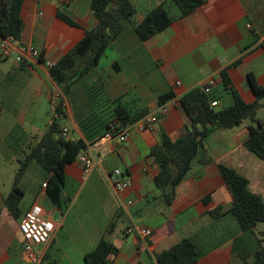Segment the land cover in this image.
Here are the masks:
<instances>
[{
    "label": "crops",
    "instance_id": "crops-1",
    "mask_svg": "<svg viewBox=\"0 0 264 264\" xmlns=\"http://www.w3.org/2000/svg\"><path fill=\"white\" fill-rule=\"evenodd\" d=\"M3 1L8 0L0 3ZM204 1L206 5L143 43L134 32L143 15L159 6L169 13L174 6L168 0H131L135 18L124 24L97 67L63 100L66 118L61 133L67 131V141L83 142L94 166L88 174L76 162L66 166L63 197L68 204L63 214L49 205L42 188L49 174L32 162L21 178L18 187L23 195L26 179L36 182L28 209L39 204L54 213L58 226L50 242L38 249L40 264H85L84 257L96 248L115 217L119 221L106 237L118 251L113 264H157V255L182 241L194 246L199 255L196 264H253L263 243L259 234H264V223L240 232L231 215L217 221L209 217L213 210L232 202L217 165L245 178L250 192L264 201V163L244 148L248 123L207 138L204 150L211 163L204 165L201 156L197 157L187 179L175 189L172 206L166 209L153 186L158 171L149 152L160 145L161 134L172 142L181 137L189 124L183 111L178 105L171 108L153 133L132 132L127 142H122L119 137H104L107 122L84 96L86 88L101 82L108 98L130 116L149 115L158 110L159 97L172 93L178 102L213 81L210 92L219 95L217 107L224 110L232 105V99L223 93L220 76L227 70L240 99L254 103L246 77L252 74L257 85L264 87V0ZM90 4L91 0H73L63 6L57 0H24L20 43L0 39V45L9 50L7 57H2L0 50V169L16 166L9 189L0 186V264H32L23 253L18 231L23 215L15 221L4 201L11 192L20 157L39 142L51 121L41 129V113L36 117L31 114L41 111L44 97L52 115L51 95L60 94L49 79L47 64H56L85 32L96 27ZM58 14L72 19L79 28L68 27L57 19ZM24 48L37 51L39 57L23 54ZM28 118L31 123L24 129ZM258 119L264 123V110ZM115 170L132 181V188L124 194H117L110 183ZM131 227L147 229L151 236L127 235Z\"/></svg>",
    "mask_w": 264,
    "mask_h": 264
},
{
    "label": "trees",
    "instance_id": "trees-1",
    "mask_svg": "<svg viewBox=\"0 0 264 264\" xmlns=\"http://www.w3.org/2000/svg\"><path fill=\"white\" fill-rule=\"evenodd\" d=\"M176 8L178 14L171 18L163 7L143 15L139 24L134 27L136 37L140 42H147L167 30L175 21L191 15L196 9L207 4L204 0H168ZM24 0H8L0 3V39H12L20 43L23 23L20 17ZM90 11L96 22V27L84 33L82 40L65 56L48 69L51 82L60 91L61 100L56 107L44 134L39 138L24 159L19 162L11 192L4 204L9 215L15 220L20 219L19 205L24 197L18 185L30 163H36L41 170L50 175L45 185V196L52 208L61 214L66 210L68 202L63 197L65 186V168L75 162L86 148L83 142H70L62 137L61 122L66 118L63 100L71 88L95 69L109 46L121 35L125 23L136 16V10L131 0H91ZM57 19L70 28L79 26L70 18L58 14ZM223 93L232 99V105L224 110L212 108L219 95L206 93L204 89H195L184 95L177 102L179 108L188 119L181 137L170 141L165 135L160 136V145L149 152V159L157 168V176L153 186L159 192V199L164 208L172 206L175 199V189L187 179L194 161L201 156L202 163H211L206 155L204 143L214 132H226L248 123V139L244 148L259 161L264 163V123L258 115L264 110V87L256 83L252 74L246 77L248 88L252 91L255 101L245 104L231 87L227 70L220 74ZM84 96L90 107L107 122L105 136L119 137L121 132L132 126L147 113L135 116L112 102L101 82H95L84 90ZM172 93H167L157 99L160 108L172 100ZM1 114V109H0ZM197 132L189 131L195 128ZM104 136V137H105ZM217 169L231 197V204L225 208H217L209 213V217L217 221L226 215H231L240 232L254 229L264 223V201L249 190V182L234 170L217 165ZM207 203L206 200L203 201ZM119 219L114 218L109 224L103 238L96 248L84 257L85 264H113L118 251L109 244L106 237L111 235ZM264 237V234H259ZM199 259L194 246L189 241H182L166 252L156 256L157 264H196ZM253 264H264V249L256 253Z\"/></svg>",
    "mask_w": 264,
    "mask_h": 264
},
{
    "label": "built area",
    "instance_id": "built-area-1",
    "mask_svg": "<svg viewBox=\"0 0 264 264\" xmlns=\"http://www.w3.org/2000/svg\"><path fill=\"white\" fill-rule=\"evenodd\" d=\"M73 0H57L58 5L63 6L68 2ZM6 41L14 42L12 39ZM0 50L2 52V57H7L9 55V50L6 45L1 44ZM23 54L29 55L31 58H38L39 53L33 49H22ZM17 63L21 62V58H17ZM54 64H47V68L50 69ZM213 81L205 83L203 89L206 93L210 91ZM179 86V84H176ZM61 100L60 94H54L51 96V113L54 114L56 107L58 106L59 101ZM177 106V101L172 100L166 105L158 108L156 112H153L149 115H146L144 118L124 129L119 138L122 142H127L132 132L139 134L143 133H153L156 130L157 125L160 121L167 116L169 110ZM212 108L217 107L216 103L211 104ZM51 122L48 124L50 125ZM67 134V131H62V137L64 138ZM106 138H111L109 135L105 136ZM76 163L80 164L83 167L85 174H88L93 168L94 163L92 159L85 153L81 152L76 160ZM110 183L117 194H124L132 188V181L128 176H125L121 171L115 170L112 172L110 178ZM45 190V185L42 187ZM130 205V203H128ZM54 213L46 212L42 206L35 203L31 206L30 209L23 215L21 222L18 225V231L22 239V248L23 253L26 258L32 264L41 263V255L39 254L38 249L42 246L47 245L51 238L53 237L58 226L53 221ZM127 235H138L142 238H149L151 232L147 229L131 227L126 231Z\"/></svg>",
    "mask_w": 264,
    "mask_h": 264
},
{
    "label": "rangeland",
    "instance_id": "rangeland-1",
    "mask_svg": "<svg viewBox=\"0 0 264 264\" xmlns=\"http://www.w3.org/2000/svg\"><path fill=\"white\" fill-rule=\"evenodd\" d=\"M177 14H178V12H177L176 8L172 7V9L169 11V16L171 18H174V17H176ZM40 106H41V111L37 112V110H35L31 115H35L34 117H36L37 114L41 113V129H43V124L47 123L48 119L52 118V115L50 114V107H49V105L46 102L44 97H41V105ZM36 108H37V106H35V109ZM30 121H31L30 118H28L26 120L24 129H26L28 127L27 125H28V123H31ZM62 124H64V121L61 122V125ZM20 159L23 160L24 158L21 156ZM13 171H16V166H12L11 168H6V170L0 169V186H3V188H4L3 190H5L7 187L9 189V185H10L9 183H11L9 181H11V179L13 178V175H14ZM26 184H27V188H25V195L21 199V202L19 205L20 217H21V215L25 214L24 212L33 203V194L32 193L34 191L36 182H34L33 179H26ZM8 191H10V190H8ZM45 205L48 207L47 203ZM262 241H263V243H261V249H264V237H262Z\"/></svg>",
    "mask_w": 264,
    "mask_h": 264
},
{
    "label": "water",
    "instance_id": "water-1",
    "mask_svg": "<svg viewBox=\"0 0 264 264\" xmlns=\"http://www.w3.org/2000/svg\"><path fill=\"white\" fill-rule=\"evenodd\" d=\"M198 130L200 131L201 129H199L198 127L193 129V130L191 128H189V131H193V132H197Z\"/></svg>",
    "mask_w": 264,
    "mask_h": 264
}]
</instances>
